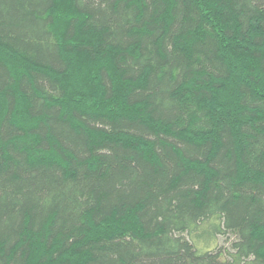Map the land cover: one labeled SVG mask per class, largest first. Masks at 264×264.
<instances>
[{
    "label": "trees",
    "instance_id": "trees-1",
    "mask_svg": "<svg viewBox=\"0 0 264 264\" xmlns=\"http://www.w3.org/2000/svg\"><path fill=\"white\" fill-rule=\"evenodd\" d=\"M0 264H264V0H0Z\"/></svg>",
    "mask_w": 264,
    "mask_h": 264
},
{
    "label": "rangeland",
    "instance_id": "rangeland-1",
    "mask_svg": "<svg viewBox=\"0 0 264 264\" xmlns=\"http://www.w3.org/2000/svg\"><path fill=\"white\" fill-rule=\"evenodd\" d=\"M217 246L221 247V248H224V247H228L229 246V242L222 236H220L219 238H217V243H216ZM215 247V243H210L208 245V249L209 248H213Z\"/></svg>",
    "mask_w": 264,
    "mask_h": 264
}]
</instances>
